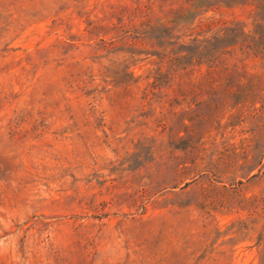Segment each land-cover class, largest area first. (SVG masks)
<instances>
[{"label": "rangeland", "instance_id": "374dc122", "mask_svg": "<svg viewBox=\"0 0 264 264\" xmlns=\"http://www.w3.org/2000/svg\"><path fill=\"white\" fill-rule=\"evenodd\" d=\"M170 1L0 0V264L264 263V147L225 151L220 175L173 172L172 145L218 96L151 92L156 45L117 27ZM250 11L215 6L179 32L211 18L250 29ZM236 59L264 70L251 52ZM234 111L192 136L207 160L250 135Z\"/></svg>", "mask_w": 264, "mask_h": 264}, {"label": "trees", "instance_id": "16d2710c", "mask_svg": "<svg viewBox=\"0 0 264 264\" xmlns=\"http://www.w3.org/2000/svg\"><path fill=\"white\" fill-rule=\"evenodd\" d=\"M169 4L162 16L145 14L139 23L133 21L134 15L127 16V20L120 15L117 27L123 30L122 36L128 33L146 36L156 45L152 52L156 55L157 66L149 85L151 92L171 90L218 96L213 112L203 117L202 127L194 129L191 125L193 128L189 129L185 123L183 128L180 125L170 127L174 135L189 129L190 137L182 144L172 145L184 151L181 160L170 152L169 159L173 172L185 171L195 176L206 170L220 175L228 168L222 162L226 152L236 153L235 149L241 148L245 157L252 142L264 147V70L249 71L245 63L236 59L237 50L264 59V0H175ZM219 5L250 6L251 28L247 29L239 19L211 18L204 23V29L194 32L192 28L187 34L179 32L182 28H190L189 25L209 8ZM185 35H188L187 39ZM131 76L125 72L123 79ZM228 99L232 101L228 102ZM227 106L235 109L228 117L230 124L252 121L248 128L250 135L242 137L238 147H225L217 158L207 160L205 141L194 140L192 136L201 137L213 122L219 123ZM155 149L160 151L163 147L156 146Z\"/></svg>", "mask_w": 264, "mask_h": 264}]
</instances>
